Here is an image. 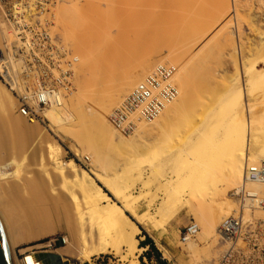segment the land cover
<instances>
[{"label":"rangeland","instance_id":"1","mask_svg":"<svg viewBox=\"0 0 264 264\" xmlns=\"http://www.w3.org/2000/svg\"><path fill=\"white\" fill-rule=\"evenodd\" d=\"M231 1L232 0H228V5H222L220 0H50L48 4L43 6L44 14L40 17L41 19H46L49 23L50 37L52 42L54 41L52 44L55 45L57 49H62V51L68 55L65 57L68 60H72L74 58L77 60V56L80 57L81 54L72 46L73 43L72 45L69 43L68 30L71 31V27L68 25L69 20L66 19L65 24L60 22L59 15H57V10L60 5L64 4L63 2H66V5L67 3L70 5L75 2L79 7L81 13L79 16L81 15L82 18H79L80 24L76 23L79 25L77 27L78 30L76 31V36L79 39L83 38L81 40H83L86 44L85 57L87 61L85 65L81 67V69L80 65H78L79 61L74 64V74L77 72V69L78 72L80 70V73L79 75L78 73L75 74L72 78V81L74 79V82H76V88L80 89L79 91L82 92L81 94L87 96V100H85V96H79L81 98V102L78 100V102L75 103L74 114H79L75 115V123L66 121L67 123L65 124L59 123L54 125V129L50 130L47 128L49 122L46 121L41 115V120L35 122L32 124V127H30L32 134L30 135L31 141L29 142L31 146L29 143L24 145L23 141H21V137L18 134L19 130L16 125L22 122V124L29 126L31 123L25 121L22 116H19V113H17V104L13 108L14 111H11L8 117L3 115V111H1L0 108V137L1 135L3 136V138L1 137L3 141H5V138L7 137L5 142L0 139L2 149V151H0L1 154L6 156V158L12 157L15 160L17 159V161H20L22 155L21 152H23L22 150L29 149V155L20 164V167L16 165L12 166V173L5 179H0V199L4 201L6 205H8V203L11 205V207L9 205L7 207L14 209L11 211L9 210V213L15 217H18V215L22 212L24 213L23 210L25 209L26 211V208L30 203V206L32 207L34 206L36 208L38 206L39 208L37 207V210L35 208L32 210L35 209V212L38 211L36 212L37 214L42 213V215L40 214L42 217L39 227H41L44 231L48 227V224H50L52 227L49 228L50 233L46 237L37 240L13 243L12 240L10 241L9 239V249H11L12 254L18 264H22V259L28 253H36L38 257L41 256V260L47 261L45 254L56 253L58 250L67 247L68 242H73L74 244L78 243V240H76V237L78 236L76 231L79 228V225L77 223V218H75L76 214H73L74 207L69 206L68 204H62L66 202L65 200H67L68 195L65 194L67 193V189L71 188V184L69 181L65 184L62 183L58 177L55 178L53 182L50 181L49 178H51L50 174H52V171L50 170L51 168L47 167V163H44L46 158L44 157L46 152V143H56V145L61 148V152H63V160H73L79 169L86 170L91 175V177L96 180L97 185L102 187V184L96 179V177L98 175L104 176V174H108L107 176H109L113 182L115 181L114 184L118 186V192H116L115 198L103 188L105 193H107L113 202H119V204H122L121 199L124 195H135L137 197V202H135L133 206L136 216L146 217L151 215L155 209L161 208V216L159 218L161 225L159 227L155 224H151L145 229L140 227L141 235L139 238L143 237L140 241V245L142 246L146 238L149 237L156 248V252L147 245V249L140 254L139 264H218L221 252L227 247V245L221 241H219L218 244L212 246L211 240L208 241L202 238L198 241L197 236L193 241H191L194 243V245H196L193 247L194 251H190L188 255L186 252H182L178 245L175 244L179 242L182 244L180 241V233L182 232L183 227H186L188 224H190V222H195L198 226H200L199 228L201 231L202 225L192 210L195 209V211L203 212V210L210 209V206H207L208 203H206V197H208V185H206V182L200 176L195 177L201 182H196L197 185L194 187V190L196 191V188H198L197 195H202L201 199H203V201L200 203L199 199H195L194 201L192 198V210L187 207L181 208L177 203L176 206L168 205V202L165 204L162 202L160 203L161 198L165 193H163L160 183L164 176L171 175L174 171H179H173V169H182L180 166L181 162L179 160L180 148L185 145V143H183L185 140H187V144L185 145L186 148L192 146L194 143L192 138L195 136V134L190 133L188 136H191L187 137L185 134L189 133L191 126L193 127V125H197L196 123L200 125L199 120L202 119L203 121V119H205L203 115L204 113L207 114L211 108L215 110L217 107L216 104L214 102H210L209 99L212 98L211 101H213L215 98L219 97L220 94L222 96V93H224L226 90H229V88L233 89V87L239 83L244 89L246 88L245 95L247 97V102L252 104L253 108H256L253 109V112H255L254 114L261 115L264 112V107L259 106L261 105L258 98L260 95L257 94L259 91L262 92L260 89L264 87H261L260 84L264 82V80H262V75L264 72L261 73V69L264 70V4L257 5L256 3H246L245 1L241 0L243 3L240 2L241 5H236L234 1H232L231 4ZM235 6H237L238 9H236ZM10 7V4L0 2V24L5 22V15L7 14ZM231 17L232 19H230ZM227 18L230 21H233V26H230L229 20H227ZM236 18L240 19L237 20ZM227 21L229 24L228 26ZM73 22H75V20ZM222 22L226 23V29L224 27L222 28ZM237 23L239 26L242 25L240 26V28L242 27V30L239 28ZM218 27H220V29ZM8 30L11 31L10 29ZM221 30L224 32V34L223 32L221 33ZM217 33L219 35L221 34V36H219ZM230 33L234 36H231ZM14 35L15 34H13L9 40L12 44L11 48L18 46V43L20 46L19 40ZM193 37H195L196 40ZM215 37H219V40H216ZM229 37L232 39H229ZM15 39L18 40L17 44H13ZM12 41L14 42L12 43ZM198 41L199 43L201 41L205 44L202 46L203 43H201V48L200 45H198L201 50H196V48H198ZM65 42H67V44H65ZM66 45L69 46L67 47ZM177 47L179 48L177 49ZM170 50L171 52H177L175 55L178 58L184 59L183 56H185L187 57L184 59L185 61L192 60L195 63H198H196V66L198 65L197 71L199 75H196V78H199L195 81L196 90L198 93L196 102L199 103L198 100L201 99L199 104L196 103L198 107L192 109L182 105L181 107L183 109L180 108L182 111V116L180 111V113L177 112V114H180L178 117L176 116V112L170 111L168 114L169 118L167 117L161 121V126L164 128V130L166 129L165 131H156L152 129V126H147L145 129H143L145 131L147 130L146 132L140 131L138 129L140 132H137V134L141 140L139 139L140 142H132L130 150L129 147L121 148L116 147L114 144L106 145V143L101 138L98 139L99 133L96 126L94 127L95 124L93 122V113L95 109L102 104V100L106 101V94H112L111 97H107L109 98L107 101H115L116 103L113 109L109 112L110 114L107 116L109 117L110 121L111 114L115 109L118 108L116 106L121 105L124 101L125 95L120 96L119 98L118 96L120 95L119 89H121L123 85L125 86V81H127L126 77L129 76L133 70H136V72L141 71V65L147 64L149 68L141 75L140 79L142 80L146 73L152 70L153 67L161 62L163 58L168 56H166V54L169 53L168 51ZM90 54L94 56L91 57ZM186 54H191L189 56L192 57L193 55L194 57L190 59V57L186 56ZM194 54H199V56H195ZM195 58L197 59L196 61ZM15 73L16 75L14 74V79L17 81L19 80L20 85H23L24 82L21 81L18 73ZM236 79H238V81ZM27 80V83L25 82V84H27V86L29 85L28 87H30L31 83H34L33 79ZM216 80L219 82H216ZM0 84L9 90L12 98H14L15 103L18 102L16 100L15 94L10 90V87H7L1 78ZM134 84L131 85L130 89H132ZM90 88L91 91L89 90ZM130 89L127 92L128 94ZM73 90H75V86L73 87ZM86 91L91 93L93 91L94 94H89L88 92L86 93ZM104 93H106V97L102 96ZM128 94H126V96ZM90 95L92 96L90 97ZM199 97L200 99H198ZM120 98L121 100L118 101ZM68 99L71 100L72 98L68 97ZM88 99L91 101V103H94L93 107L95 108L92 107L93 103L88 105V102H86ZM86 105L89 106L88 108L91 110H88ZM206 106L208 107V110L204 111V107ZM83 107H85L86 110ZM82 110L84 111L82 112ZM200 110L204 111H201L203 114L200 112ZM78 111L82 113L80 114ZM86 113L88 114L86 115ZM172 113L173 116L171 115ZM82 114H84L83 118H80V116L82 117ZM209 115L210 114L207 116L209 117ZM86 116L89 117L87 118ZM171 116L173 119H171ZM207 116L206 118H208ZM84 118H86V121H84ZM89 118L93 123V125L90 123L91 126H93V129L91 126H89ZM81 119H83L85 123H83ZM76 121L78 125L75 126L74 124H76ZM83 125H88V127H83ZM72 126L74 128L70 130V127ZM2 127L3 129L6 127L4 131L8 129V132H4ZM80 127L81 129H79ZM43 128L45 130L48 129L46 130L47 135L42 138L43 143L33 146L34 144L36 145V143H32V141L38 138V135L40 131L43 130ZM85 128H87L90 133L85 130ZM224 130L225 129L223 126L218 125V127L213 130L214 132L211 134V136L218 137L224 132ZM84 131L87 133L88 137H85L86 134ZM9 132H11L10 137L9 135L7 136ZM88 139L91 140L90 143L94 142L93 144L96 149L91 144L92 147L96 151H100L99 154H102L101 160H99L98 163L101 165L98 166L99 168H93L94 164H92V162L93 156L95 157V155H91V152L94 150H91L90 148L92 147L87 145L89 144L87 141ZM143 142H146V144H143ZM78 144H81L82 146ZM96 151L94 152L96 153ZM76 154H78V156ZM180 159L183 161V158ZM176 160L177 164L180 163L178 165L179 168L178 166H175L176 163L174 161ZM263 161L264 157L260 156L259 162ZM95 168H97V170ZM48 172H50V174ZM183 172L181 175L179 174L180 184L183 182L182 179L187 178L188 174L190 173L189 171H187V174H184ZM106 175L104 177L111 181ZM177 175L175 176L177 177ZM68 176L69 180H71L72 174L69 173ZM189 176L193 177L191 175ZM25 177L27 178V181L30 180V184H27V186L29 185L28 187L30 190L27 195L29 193L30 195L26 196L32 201L29 202L28 200L27 203V200L25 199L27 197H23L27 203L26 204L24 202L26 208L25 205L20 204V200H22L23 203V199L20 198L22 196L15 197L13 193L10 194V192L6 190L9 184ZM193 180L195 181L196 179ZM31 184L33 186L35 184V186H31ZM40 184L43 186H37ZM13 185L15 186V184ZM251 186L249 185V187L253 188V185ZM32 187H37V190L44 192H37V190L33 189ZM6 191H8V193H6ZM229 191L231 192V190L228 189L227 192ZM40 193H42L43 196L39 195ZM260 193H262V191ZM62 194L63 196H66L65 200V196H61ZM38 195L43 199H40ZM59 196L60 198L62 197V200H60L61 202L63 201L61 203L62 206H57L58 203L60 204V202L57 201ZM262 196L264 198L263 193ZM37 198L40 199L39 201L44 200L45 203L42 201L43 204H47L43 206L44 209L42 206H40L42 202L40 205L38 204L39 201ZM44 198H46V200ZM68 200L71 201L70 199ZM68 200L66 203H69ZM16 202H19V204H16ZM69 204L72 205L73 202L72 204ZM17 205L20 206V209H22L21 206H24L22 212ZM234 206L235 207L229 209L230 212L236 208V205ZM40 208H42V210ZM12 211L13 213H11ZM14 211L17 213V216L16 213L14 215ZM27 211L29 210L27 209ZM27 211L25 213H27ZM44 211L46 212L43 216ZM229 211L228 213H230ZM258 212H256L257 217L253 216L248 219L250 220L249 222H264V209L259 212V214ZM1 213L2 212H0V214ZM23 213L21 214V220H26L24 217L25 214ZM164 224L166 226L165 228H167L166 234L162 232L161 228ZM217 227H219V225ZM24 229L25 228H22L21 234L26 239V233L29 232H25L26 230ZM150 229L151 231L148 232ZM54 239H58V241L55 242L53 241ZM63 239H67V241L65 240L64 242ZM155 240L160 241L168 248L172 259H164L162 252L155 243ZM185 244L187 243H184L183 245ZM66 261H69L71 264H80L79 261L75 259V255H69L66 257ZM87 264L121 263L117 258L110 255H94Z\"/></svg>","mask_w":264,"mask_h":264},{"label":"bare ground","instance_id":"2","mask_svg":"<svg viewBox=\"0 0 264 264\" xmlns=\"http://www.w3.org/2000/svg\"><path fill=\"white\" fill-rule=\"evenodd\" d=\"M220 1H221L222 5H225V4L228 5L229 4L228 0H220ZM232 1H234V3L236 5H241L240 4L241 0H232ZM232 1H231V4H232ZM243 1H245L246 3H256L257 5H263L264 4V0H243ZM63 3H64L63 5H60L58 7L57 15H59L60 22H62L64 24H65L66 19L69 20L68 25H69V27H71V31L68 30L69 31V34H68L69 43L71 45L73 43L72 46L81 54L80 57L77 56V60L74 58L70 61H75V62L79 61L78 65H80V69H81V67H83L87 61L86 57H85V55H86V49H85L86 44L83 40H81L83 38L79 39L76 36V31L78 30L77 27L79 26L76 23L80 24L79 20L82 17H81V15L79 16V14H81V13H80L79 7L77 6V4L75 2L70 4V5H69V3H67V5H66V2H63ZM241 3H243V2H241ZM69 6H71V7H69ZM113 6H115V5H113ZM235 7H236V9H238L237 6H235ZM132 8H134V7H132ZM152 9H157V8H152ZM31 10H33V8H31ZM15 13L19 14V13H21V11L18 10ZM186 14H188V13H186ZM229 17H230V15H229ZM230 19H232V17ZM239 19H237V20H239ZM74 20H75V22H73ZM227 20H229V19L227 18ZM232 22H233L232 20L231 21L229 20L230 26L233 24ZM219 24H220V22H219ZM221 24H222V28L224 27L225 29L229 25L228 21H227V26L225 25L226 23L222 22ZM237 25L239 26L238 23H237ZM240 26H242V25H240ZM240 26H239V28H240ZM220 27H218V28L220 29ZM231 28H233V27H231ZM217 29H216V31H217ZM240 29H239V31H240ZM0 30H1V35H0V61H2V57H3L2 51L5 52L6 49H8L7 54H8V56H10V59H9L10 61L8 64L5 65L6 80L9 81L12 84V86H15L18 93H19V98L18 97L16 98V100L18 102L15 103L14 98H12L9 90H7L3 85L0 84V108H1V111H3V115L5 117H8L9 113L11 111L12 112L14 111L13 108L17 104V113H19V116L21 117L22 113H20L21 111H19L20 107H21L20 103L26 102V105L30 109L36 110V114H37V119L32 120V121H29L27 118L22 116V118L25 121L31 123V124H29V126L22 124V122H20L18 125H16V127L19 130L18 134L21 137V139H22L21 141H23L24 145L28 144V143L30 145V142H29V141H31L30 135L32 134L30 127H32V124H34L35 122L41 120L40 119L41 115L44 117V119L46 121L49 122V125L47 126V128L50 130L54 129V125H57L59 123L65 124V123H67L66 121H68L70 123H75V119H76L75 115H79V114H74L75 103L78 102V100H79V102H81L80 97L85 96V95L81 94L82 92L79 91L80 90L79 88H76V82H74V79L72 81V78L74 77L75 74L78 73V75H79L80 70L78 72V69L76 68L77 72L74 74V68L72 66L73 74L71 72V75L69 76L68 80H66V82H64L62 87H60L58 85L57 89L54 90V94H50L49 97L51 99V103L48 105L44 104V105L39 106V104H38L39 103L38 102L39 96L38 95L41 93H37V91L41 89L40 87L43 85L42 82L46 85H47V83L51 84L54 87L56 85L54 84L53 80L44 81L43 79H38L39 80V82H38L37 79L33 78L34 76H31V73L28 71H26V74H25L26 75L25 82L27 83V81H30L27 79H33L34 83L33 84L31 83L32 86L30 85V87H28V91H27V89H25L24 85H20L19 80L17 81L16 79H14V76L16 75L15 72L20 73V71H21L20 62H23L24 60H27V59L22 58V60H21V59L14 58V54L16 52L12 51V49H10L12 44L9 41L11 36H13L14 33L12 31H9L8 28L4 25V23L0 24ZM222 30H224V29H222ZM222 30H221V33L223 32ZM254 32H256V31H254ZM223 34H224V32H223ZM223 34H222V36H223ZM106 35H108V34H106ZM230 35H231V33H230ZM66 36H67V34H66ZM219 36H221V34ZM231 36H234V35H231ZM193 38L196 40L195 37H193ZM230 38L231 37H229V39ZM220 39H221V37H220ZM216 40H219V37H217ZM231 41H233V40H231ZM13 42L14 41H12V43ZM17 42H18V40L15 39V42L13 44H17ZM2 43H4V44H2ZM201 43H203V42L200 41V43H199V41H198V44H197V46L200 45V48L205 45L204 43H203V45ZM65 44H67V42H65ZM18 45H19V43H18ZM20 45H21V43H20ZM66 46L68 47L69 45H66ZM178 48L179 47H177V49ZM200 48L198 46V48H196V50L200 49ZM173 49H172V51H173ZM168 52L169 53L166 54V56L167 55L168 56L166 58H163L162 61L159 62L158 64H156L152 70H150L148 73H146V75L142 78V80L140 79L141 75L146 70H148V68H149L148 65L142 64L141 65V71L136 72V70H133L134 73L131 72V74L126 77L127 81H125V86L123 85V87H121V89H119L120 95L118 96V98L120 96H124V95L126 98V94H128L127 92L130 89L132 84L135 83L134 86L132 87V89H130V92L136 86H139V85L141 86V88L146 87V85L142 82H144V80H146V79L150 80L152 78L151 76L154 75L155 68L158 65H164L166 63L167 64L171 63L169 65L175 66L174 67L175 73H174L173 79L171 81L172 83L171 84L169 83V87L173 86L176 90V94H175V96H171L170 93H167L166 89L162 90L160 95L165 96L164 93L168 94L167 95V96H169L168 100L164 101L163 100L164 98L159 97L158 104H157L158 106L156 108L157 114L151 122H144L141 119V121L137 122L136 125L130 131H127V133L122 132L119 128H116V126L113 125L111 119L109 121V117H107L110 114L109 112L113 109V107L116 104L115 101H113V102L107 101V99H109L107 97H111L112 94H109V95L106 93L102 94V96H105V97L107 95L106 101L102 100L101 101L102 104L95 109V111L93 113V116H94L93 122L95 124L94 127L96 126L98 133H99L98 139L101 138L106 143V145L107 144H114L116 147H121V148H123V147L128 148L129 147V150H130L131 149L130 146H131L132 142H134V141L140 142V140H141L139 135L137 134V132L145 131L143 129H145L147 126H152V129L162 132L164 130V128L161 126V121H163L167 117L169 118L168 114L170 111L176 112V116L178 117V115H180V114L182 116V111L180 109V108H182L181 107L182 105L184 107H188V108H192V109L198 107L197 104L200 103L201 99L199 97L198 98V99H200V100H198L199 103L196 102V97H197L198 93L196 90V82L195 81L198 80V78H199V77L196 78L197 77L196 75H199L198 71H197L198 65L196 66L197 62L195 63L194 61H192V60L190 61L189 59H188L189 61H185L184 59L187 58L185 56H183L184 59L178 58L175 55L177 53V52L175 53V51L171 52V50H170ZM189 55H191V54H188V55L186 54V56H189ZM196 55L199 56V54H196ZM90 56L93 57L94 55L92 56L90 54ZM189 57L191 59L194 56L192 55V57L191 56H189ZM65 60L67 61L68 59L65 58ZM196 60L197 59L195 58V61ZM61 62L63 63V61H61ZM63 66H65V65H63ZM34 69L35 70H41V71L43 70V72H45L44 68H42V67H35ZM34 69H33V72H35ZM24 70H25V68L22 71L24 72ZM262 70L263 69H261V73L264 72V70L263 71ZM11 79H12V81H11ZM238 79H236V80L238 81ZM262 80H264V74L262 75ZM154 81L156 82V80H154ZM217 81L218 80H216V82ZM220 82H221V80H220ZM38 84H40V85L38 86ZM260 84H261V87L264 86V82L260 83ZM74 86H75V90H73ZM7 87H9V86L7 85ZM93 89H94V87H93ZM89 90L91 91V88ZM146 90H148V88ZM146 90L144 91V93H147ZM245 90H246V88L244 89L242 87V85L240 86V84L238 83L237 85H235L233 87V89L229 88V90H226L224 93H222V96L220 94L219 97L215 98L213 101H211L212 98L211 99L207 98L210 100V102H214L217 107L215 108V110L210 107L212 109V111L210 109L208 112H210V111L211 112L210 113L207 112V114L206 113L203 114L204 111L208 110L207 106L204 107L205 108L204 111L200 110V112L203 111L201 113L204 115L205 119H203V121H202V119H200L199 120L200 125H198V123H196L197 125H193V127L191 126L189 133L185 134V135H187V137L191 136V135L188 136V134H190V133L195 134L194 138H192L194 143L191 142V143H193V145L186 148L185 145L187 144V140H185L183 142V143H185V145H183L182 148H180V154H179L180 158H183V161L180 158H179V160H180L181 164L180 163L177 164L176 163L177 160L174 161L176 163V164L174 163L175 166H178L180 164V166L182 167V169L179 168V166H178L179 169H173V171L179 170L177 172L176 171L173 172L175 175L178 174L177 175L178 178L172 173L173 175L171 174V175L164 176L161 179V183H160V186L162 187L163 193L165 192L163 197L161 198L160 203L162 202L163 204H165L168 202V205H173V206H176V203H177L181 208L187 207V208L191 209L193 207L192 198L194 199V201H195V199H199L200 203L203 201V199H201L202 195H200L201 197L197 195L198 188H196V191L194 190V187H196L197 183L201 182L200 180H198L195 177L200 176L206 182V185H208V191H207L208 195L207 194L206 195L208 197H206V196L205 197L207 198V201H206V203H208L207 206H210L209 207L210 209L203 210V212L195 211V209L194 210L191 209L193 211V213L198 217V219L202 225L201 231L199 228L200 226H198L195 222H190V224H188L187 227L189 225L191 226L192 224H194L197 228V234H196L195 238L198 236V241H199V239H202V238L206 239L208 241L211 240L212 246L218 244L220 241V239H218L219 238L218 229H216V228L220 227V223H222V221L224 219L230 217V215L233 216L235 213H238L239 209L241 208V207H238L237 201L234 199L235 192H237L238 190L240 191L241 188L245 187L247 190L255 193L256 198H258L257 201H255V200L253 202L247 201V203L245 204V208L242 211L243 220H244L243 222H246V223L249 222L250 220H248V219L250 217H253V216L255 217L256 212H258V211L261 212L264 209V198L262 196V193L264 194V183L260 182V181H250V178H249L250 173L255 174L257 172V168L259 166H262V164H264V161L259 162V157L260 156L264 157V116H263L264 112L261 115L260 114L259 115L254 114L255 112H253L254 111L253 109L255 107L253 108L252 104H249L247 102ZM260 90H262V92L259 91V93H257L258 95H260L258 98H259L261 105H259V106L264 107V99H263L264 98V87H262ZM34 91L36 93H33ZM88 91H86V93ZM163 91H164V93H163ZM83 92H85V91H83ZM88 93L94 94L93 91H92V93L91 92H88ZM199 93H201V92H199ZM261 95H262V97H261ZM91 96L92 95H90V97ZM24 97H26V99L24 101L21 100V98L23 99ZM68 97L72 98V99L69 100ZM86 97L87 96H85V100H87ZM214 97H216V96H214ZM82 99L84 100L83 97H82ZM120 100H121V98L118 101H120ZM261 100H263V101H261ZM86 102H88V105L93 103V102L91 103V101L89 99ZM109 102H112V103H109ZM262 102H263V104H262ZM119 104H121V103H119ZM93 105H94V103L92 104V107H93ZM95 106H97V105H95ZM88 107L89 106H87V109L91 110ZM116 107H118V108L115 109L114 112L111 114L112 117L114 116L113 114L118 113L122 109V107H124V105L121 104V105L116 106ZM81 108H82V106H81ZM83 108H85V107H83ZM93 108H95V107H93ZM85 110H86V108H85ZM83 111L84 110H82V112ZM180 111H181V113H180ZM82 112L78 111V113H80V114ZM177 112H179L180 114H177ZM87 114L88 113H86V115ZM208 114H210L209 117L207 116ZM83 115L84 114H82V117L80 116V118H83ZM171 115L173 116V113ZM172 116H171V119H173ZM206 116L208 118H206ZM201 118H203V117H201ZM84 119H85L84 121H86V118H84ZM81 121H83V119H81ZM84 121H83V123H85ZM88 121H90V118L88 119ZM90 123L93 125L92 121H90L89 124ZM91 124L89 126H91ZM74 125L75 126L78 125L77 121H76V124H74ZM218 125L224 127V129H225L224 132L222 134H220V136H218V137L211 136V134H213V132H214L213 130H215L218 127ZM84 126L88 127V125H83V127ZM110 126L112 127V129ZM91 127L93 129V126H91ZM67 128H69V127H67ZM72 128H74V127L73 126L70 127V130ZM166 128H167V126H166ZM2 129H3V127H2ZM4 129H3V131H4ZM48 129H46V130H48ZM79 129H81V127ZM138 129L140 131H138ZM7 130L8 129H6V131ZM46 130L43 128V130L40 131L38 138L35 139L34 141H32V143L33 142L36 143V145L34 144L33 146H37V145L43 143L42 138L47 135ZM85 130H87L89 132V130L87 128H85ZM6 131H4V132H6ZM148 131H150V130H148ZM10 133L11 132H9V134H7V136L9 135V137H10ZM85 134H86L85 137H88L86 132H85ZM1 137L3 138L2 135H1ZM1 137H0V139H1ZM80 137H81V135H80ZM184 137H186V136H184ZM6 138H5V141L7 140ZM192 139H190V140H192ZM1 140L3 141V139H1ZM94 140H95V138H94ZM5 141H3V142H5ZM87 141L89 143V144H87L88 146L90 145V147H92V145H93V147H94V144H93L94 142L90 143L91 140H89V139ZM87 141H85V142H87ZM142 141H144V140H142ZM85 142H83V143H85ZM100 142H101V140H100ZM23 143H21V144H23ZM81 144H82V142H81ZM81 144H78V145L82 146ZM143 144H146V142H143ZM24 145H22V146H24ZM93 147L90 149L91 150L93 149L94 151H96L95 150L96 148L94 147L95 148L94 149ZM109 147H110V145H109ZM82 148H84V147H82ZM22 149H23V147H22ZM98 149H99V147H98ZM28 150L29 149L22 150L23 152H21L22 155H21L20 161H17V159L15 160L12 157L6 158V156H3V154H1V152H0V179H5L6 177H8V175H10L12 173V170H11L12 166L16 165V166L20 167V164L29 155ZM45 150H46V152H45L44 157H46V158H45L44 163H47L46 164V165H48L47 167L51 168L50 170L52 171V174H53V176H52V174H50V172H48L50 174V177H51V178H49L50 181L53 182L54 179L58 177V179H60L62 183L65 184V183H68V181H69V183L71 184V188L67 189V191H66L67 193L65 195H68V197H69V198L67 197V200L68 199L71 200V201L68 200V202L71 204L73 202V204L70 205L69 203H66L67 200H65L66 196L64 195L65 196L64 200L66 202L62 203L63 201L62 202L60 201V200H62L61 199L62 197L60 198V196H59L57 198V201H59L60 204L58 203L57 206H59V205L62 206L61 203L65 204V205L68 204L69 206H73L74 207L73 210L75 211V212L73 211V214H76L75 218H77V223L79 225V228L76 231L78 234V236L76 237V240H78V243L74 244L73 242H68L67 247L58 250L56 253L45 254L47 261L51 262L49 264H53V263L54 264H64V263L71 264L69 261H66V257H68L69 255H75V259L78 260L80 264H87L88 262H90V260L92 259V257L94 255H110V256L117 258L121 264H139L140 263V260H139L140 254L147 249V247H142L140 245V241L143 238V237L139 238V236L141 235V228L140 227H143L145 229V228H147V226H149L151 224H155L159 227L161 225V222L159 221V218L161 216L160 215L161 208L155 209L152 212V214L149 216L138 217L134 213V206H133L134 203L137 202V197L135 195H124L121 199L122 204H119V202H117V203L113 202L110 199V197L107 195V193H105L103 188L106 191H108L115 198L116 192H118V186L116 184H114L115 181L113 182L110 179V177L107 176L108 174L107 175L104 174V176L106 175L107 177H109V179L111 181H109L107 178H105L104 176H101V175H98L96 177V179L102 184V187H101V186L97 185L96 180L93 179L91 177V175L86 170L79 169V167L76 165V163L73 160L64 161L63 156H62L63 152H61L62 151L61 148L59 146H57L56 143L55 144L46 143ZM0 151H2L1 142H0ZM94 151H92V152L90 151L92 153L91 154L92 156L95 155V157L93 156V162H92V164H94L93 168L101 166L98 163L102 157L101 156L102 154H99L100 151L97 150L96 153ZM76 155L78 156V154H76ZM42 161H43V159H42ZM95 169L97 170V168H95ZM187 171H189L191 174L188 172L189 174H188L187 178L182 179L183 182L181 181L182 183L180 184L179 174L181 175L182 172L184 174L185 173L187 174ZM69 173L72 174L71 180H69V178H68ZM189 175H191L193 177H190ZM193 179H196V180L194 181ZM184 180H185V182H184ZM26 181H27L26 177L19 179L18 181L9 184L6 190H8L10 192V194L13 193L15 195V197L16 196H18V197L22 196L20 198L23 199V197H25L27 195V193L30 192L29 187H28L29 185L27 186V184H30V182H29L30 180L27 181L29 183H27ZM177 182H179V183H177ZM39 183H40V181H39ZM13 184H15V186ZM35 184H34V186H35ZM194 184H195V186H194ZM249 185L250 186L253 185V188L254 187L255 188L253 189V188H251L252 186L249 187ZM31 186H33V185L31 184ZM37 186L42 187L43 185L40 184ZM27 189H28V191H27ZM33 189L37 190V187L33 188ZM228 189L231 190V192L230 191L227 192ZM255 189H257V190H255ZM8 191H6V193H8ZM261 191H262V193H260ZM37 192H44V191L37 190ZM37 192H35V193H37ZM193 194H194V197H193ZM14 195H12V196H14ZM29 195H30V193L27 196H29ZM39 195L43 196L42 193H40ZM61 196H63V194ZM195 197H197V198H195ZM198 197H200V198H198ZM25 199L27 200V203H28V200H29V202L31 201L29 199V197H27ZM40 199H43V198L40 197ZM40 199H38V201ZM44 199L46 200V198H44ZM15 201H16V199H15ZM42 201L44 202V200H42ZM42 201H39L38 204L40 205V203ZM20 202H21L20 204H22V205H25V203H26L24 199H23V203L25 202L24 204L22 203V200H20ZM43 202H42V204H43ZM17 203L19 204V202H16V204ZM30 204L28 207H31V208H28V207L26 208V205H25L26 211H27V209L29 210V211H27V213H25L26 211L24 209V206L23 207L21 206V208L24 209L23 210L24 213H23L22 209H20V206L17 205L19 207V209L21 210V212L26 215V216L24 215L26 220H24V219L21 220V218H22L21 214L22 213L20 212L21 214H19L18 217L11 215L9 213V210L11 211L14 209L8 208L7 206L9 205V203H8V205H6L5 202L0 199V212H2L0 214V223H1V226L3 228V231H4V234H5L9 248H10L9 239H10V241L12 240L13 243L14 242L15 243L16 242L22 243V242L33 241V240H37V239L46 237L50 233L49 228H52L50 224L47 223L48 227L46 228L45 231L41 227H39V223H40L41 217H42V216H40V214L42 215V213L37 214L36 212H38V211L35 212V209L37 210L38 206L35 208L34 206L33 207L30 206ZM42 204L40 206H42V208L44 209L43 206L47 205V204H43V205ZM202 204H204V203H202ZM234 205H236V208H234V210L230 212L229 209L232 207H235ZM9 206L11 207V205H9ZM33 208H35V209L32 210ZM42 208H40V209L42 210ZM196 210H197V208H196ZM228 211L230 213H228ZM45 212L46 211L43 212V216H44ZM259 212H258V214H259ZM11 213H13V211ZM15 213L16 212L14 211V215H15ZM38 215L40 216V218ZM16 216H17V213H16ZM218 225H219V227H217ZM165 227H166L165 224L162 225V227H161L162 232L164 234L167 233V228H165ZM22 228H25L24 229V230H26L25 232H29V233H26L27 234L26 239L21 234ZM183 229H184V227H183ZM150 231H151V229L148 230V232H150ZM152 231H154V230H152ZM194 239L189 240L188 242H186L187 244H185V245H183L185 242L184 243L182 242V244L180 242L175 243V244L178 245V247L182 250V252L184 251L188 255V253L190 251H194L193 247L196 246V245H194L193 242H191ZM65 240L67 241V239H65ZM65 240L63 239L64 242H65ZM155 243L158 246L159 250L162 252L164 259H167V260L172 259L171 253L166 246H164L160 241H157V240H155ZM200 245H201V243H200ZM9 250L11 253V258L13 259L12 260L13 264H18L16 259L14 258L13 254H12L11 249H9ZM215 254H214V256H215ZM51 255H52V257L50 258ZM55 256L59 257V263H58V260L55 258ZM47 261L39 259L38 255L36 253L31 252V253H28L24 256V258L22 259V264H47Z\"/></svg>","mask_w":264,"mask_h":264},{"label":"built area","instance_id":"3","mask_svg":"<svg viewBox=\"0 0 264 264\" xmlns=\"http://www.w3.org/2000/svg\"><path fill=\"white\" fill-rule=\"evenodd\" d=\"M1 3L10 4L11 7L5 15L4 24L10 29L19 40L21 45L15 46L13 51L14 58H26L27 60L20 62L21 71L18 75L23 81L25 89L28 91V86L25 84L26 71L31 73L33 78L53 80L55 87L51 84L42 82L41 89L37 91L39 94L38 104L48 105L51 103L50 94H54V90L59 85L62 87L64 82L68 80L72 66L75 61L65 60L68 56L62 49H57L52 44V39L49 32V23L46 19H41L44 14L43 6L48 4L50 0H0ZM33 8V10H31ZM21 11L17 14L15 12ZM8 49L2 51V61H0V77L10 87V90L19 98V93L15 86L6 80L5 65L9 63ZM63 61V63L61 62ZM65 65V66H63ZM35 67H42L43 70H35ZM25 68L24 72L22 71ZM33 69L35 72H33ZM154 75L150 80H144L145 88L136 86L124 99L122 109L118 113H114L110 119L116 128L122 132L130 131L137 122H151L157 114L158 99L164 98L168 100V94L160 95L162 90L166 89L167 93L175 96V88L169 87L171 84L175 68L169 64L158 65L155 68ZM73 74V72H72ZM156 80V82L154 81ZM12 81V79H11ZM40 84H38L39 86ZM165 87V88H164ZM54 88V89H53ZM148 88V90H146ZM147 93H144V91ZM33 93H36L35 91ZM49 94V95H48ZM26 97L21 100H25ZM20 100V99H19ZM20 100V101H21ZM20 113L29 121L37 119L36 110L30 109L26 102L20 103ZM162 106V105H161ZM250 181H260L264 183V164L257 168L255 174L250 173ZM234 199L237 201L239 209L238 213L230 216L222 221L218 229V236L222 243L227 247L221 252L218 264H264V222H243L242 211L245 208L247 201H257L256 194L241 188L234 194ZM197 228L194 224L184 227L180 233V241L188 242L195 238ZM53 241H58L54 239Z\"/></svg>","mask_w":264,"mask_h":264},{"label":"water","instance_id":"4","mask_svg":"<svg viewBox=\"0 0 264 264\" xmlns=\"http://www.w3.org/2000/svg\"><path fill=\"white\" fill-rule=\"evenodd\" d=\"M41 256H39L40 259ZM52 255L50 256V258ZM59 263V257L55 256ZM13 259L11 258V253L7 244V240L3 231V228L0 223V264H13ZM68 264V263H64Z\"/></svg>","mask_w":264,"mask_h":264},{"label":"trees","instance_id":"5","mask_svg":"<svg viewBox=\"0 0 264 264\" xmlns=\"http://www.w3.org/2000/svg\"><path fill=\"white\" fill-rule=\"evenodd\" d=\"M147 245L150 246L151 249L156 252V248H155L153 242L151 241V239L149 237L146 238V240H145V242L143 243L142 246L143 247H147Z\"/></svg>","mask_w":264,"mask_h":264},{"label":"flooded vegetation","instance_id":"6","mask_svg":"<svg viewBox=\"0 0 264 264\" xmlns=\"http://www.w3.org/2000/svg\"><path fill=\"white\" fill-rule=\"evenodd\" d=\"M49 263H51V262L47 261V264H49ZM53 264H54V263H53Z\"/></svg>","mask_w":264,"mask_h":264}]
</instances>
